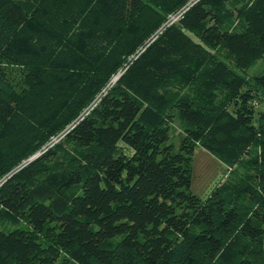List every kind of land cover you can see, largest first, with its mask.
Listing matches in <instances>:
<instances>
[{
  "label": "trees",
  "instance_id": "16d2710c",
  "mask_svg": "<svg viewBox=\"0 0 264 264\" xmlns=\"http://www.w3.org/2000/svg\"><path fill=\"white\" fill-rule=\"evenodd\" d=\"M260 60L264 0H0V264H264Z\"/></svg>",
  "mask_w": 264,
  "mask_h": 264
},
{
  "label": "rangeland",
  "instance_id": "374dc122",
  "mask_svg": "<svg viewBox=\"0 0 264 264\" xmlns=\"http://www.w3.org/2000/svg\"><path fill=\"white\" fill-rule=\"evenodd\" d=\"M172 16V15H171ZM264 66V60H260L252 71H258ZM170 139L177 149L179 143V128L172 124L170 128ZM53 139H56L55 137ZM190 189L201 198H206L212 189L223 180L226 175V166L217 156L210 153L200 145H195L190 160Z\"/></svg>",
  "mask_w": 264,
  "mask_h": 264
},
{
  "label": "built area",
  "instance_id": "2783aa9c",
  "mask_svg": "<svg viewBox=\"0 0 264 264\" xmlns=\"http://www.w3.org/2000/svg\"><path fill=\"white\" fill-rule=\"evenodd\" d=\"M179 15H180V13H177V14H175V15L170 16V17H169V23H172V22H174L175 20H177ZM52 140H53V142L56 141V139H52Z\"/></svg>",
  "mask_w": 264,
  "mask_h": 264
},
{
  "label": "water",
  "instance_id": "95a60500",
  "mask_svg": "<svg viewBox=\"0 0 264 264\" xmlns=\"http://www.w3.org/2000/svg\"><path fill=\"white\" fill-rule=\"evenodd\" d=\"M118 77V75L114 78V79H116ZM35 156V155H34ZM34 156H32L30 159H32Z\"/></svg>",
  "mask_w": 264,
  "mask_h": 264
}]
</instances>
